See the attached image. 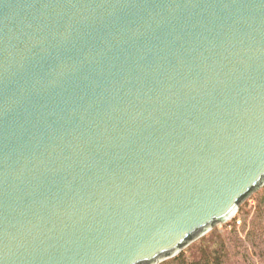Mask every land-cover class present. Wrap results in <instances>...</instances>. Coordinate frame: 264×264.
<instances>
[{
  "label": "water",
  "instance_id": "obj_1",
  "mask_svg": "<svg viewBox=\"0 0 264 264\" xmlns=\"http://www.w3.org/2000/svg\"><path fill=\"white\" fill-rule=\"evenodd\" d=\"M264 186V0H0V264H160Z\"/></svg>",
  "mask_w": 264,
  "mask_h": 264
},
{
  "label": "trees",
  "instance_id": "obj_2",
  "mask_svg": "<svg viewBox=\"0 0 264 264\" xmlns=\"http://www.w3.org/2000/svg\"><path fill=\"white\" fill-rule=\"evenodd\" d=\"M160 264H264V186L240 206L231 221Z\"/></svg>",
  "mask_w": 264,
  "mask_h": 264
},
{
  "label": "rangeland",
  "instance_id": "obj_3",
  "mask_svg": "<svg viewBox=\"0 0 264 264\" xmlns=\"http://www.w3.org/2000/svg\"><path fill=\"white\" fill-rule=\"evenodd\" d=\"M249 198H250V197H249ZM243 203H245V201H244ZM243 203H242V204H243ZM249 204L254 205L255 203H254L253 201H249ZM238 224H239V221H238ZM217 227H221V225H218Z\"/></svg>",
  "mask_w": 264,
  "mask_h": 264
}]
</instances>
